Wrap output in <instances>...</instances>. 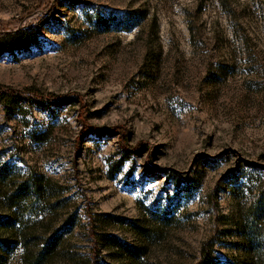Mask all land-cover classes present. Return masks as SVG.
<instances>
[{
    "label": "rangeland",
    "instance_id": "374dc122",
    "mask_svg": "<svg viewBox=\"0 0 264 264\" xmlns=\"http://www.w3.org/2000/svg\"><path fill=\"white\" fill-rule=\"evenodd\" d=\"M54 235L46 264H264V0H0V264Z\"/></svg>",
    "mask_w": 264,
    "mask_h": 264
},
{
    "label": "trees",
    "instance_id": "16d2710c",
    "mask_svg": "<svg viewBox=\"0 0 264 264\" xmlns=\"http://www.w3.org/2000/svg\"><path fill=\"white\" fill-rule=\"evenodd\" d=\"M43 187L40 183V181L37 179L35 181H31V184H24L14 195V199L17 200H22L27 197V195H33L37 197H41L43 195ZM12 227V225H9ZM6 227V226H5ZM15 228V226H14ZM96 237H98L97 232L94 233ZM23 237V242L25 243V253L29 257L26 258L27 261H29V264H46L47 262L50 261L51 257L56 253L58 247H59V241L62 238V235H54L52 239L48 240L46 245L42 250H40L37 254L31 253L28 250L27 244L30 243V236H22ZM1 249V247H0ZM131 250V251H130ZM137 249H129V252L131 254V259L135 261L134 259H138L139 256L137 254ZM32 254V255H31ZM31 255V256H30ZM201 264H211V255L210 252L204 251L203 252V260Z\"/></svg>",
    "mask_w": 264,
    "mask_h": 264
}]
</instances>
